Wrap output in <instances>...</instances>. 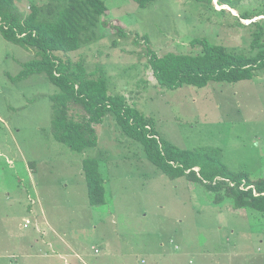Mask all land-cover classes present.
<instances>
[{"label": "rangeland", "instance_id": "rangeland-1", "mask_svg": "<svg viewBox=\"0 0 264 264\" xmlns=\"http://www.w3.org/2000/svg\"><path fill=\"white\" fill-rule=\"evenodd\" d=\"M103 1L108 10L81 47L58 56L105 75L109 93L153 118L161 138L191 150L220 149L231 170L264 177V69L250 80L168 88L149 65L150 52L199 53L194 39L255 53L254 23L264 27V15L243 13L263 10L264 0H235L236 7L218 0H154L146 7ZM31 4L53 18L64 1L13 0L22 17ZM35 57V49L0 30V264H64L60 239L74 250L66 256L72 264H140L143 257L145 264H264V213L234 208L228 196L218 203L204 186L169 178L112 112L95 126L98 146L78 152L58 141L51 99L58 88L45 73L14 78ZM82 113L71 110L77 118ZM88 157L98 160L105 181L103 205L89 203ZM43 229L44 239L62 248L32 247Z\"/></svg>", "mask_w": 264, "mask_h": 264}, {"label": "trees", "instance_id": "trees-1", "mask_svg": "<svg viewBox=\"0 0 264 264\" xmlns=\"http://www.w3.org/2000/svg\"><path fill=\"white\" fill-rule=\"evenodd\" d=\"M53 18L42 17L44 6L31 4L26 17L17 13L13 0H0V30L9 41L36 50V57L26 61L14 77L24 79L35 73H45L58 91L53 101L55 138L72 150L82 152L98 146L95 126L103 123L109 112L129 138L141 144L147 158L169 178L185 177L215 194V201L226 196L234 208L250 207L264 213V177L254 179L247 171L231 170L222 160L220 149H186L159 136L154 120L127 103L123 94H110L105 75L89 73L82 61L63 60L58 52H73L84 42L91 26L108 10L103 0H63ZM146 7L154 0H134ZM212 3L213 0H199ZM236 7L235 0H218ZM264 15V9L255 14L243 13L244 18ZM239 23V22H237ZM244 25L243 23H239ZM253 33L252 49L247 54L213 43L207 38L194 39L200 46L197 54L167 52L158 55L150 52L149 65L158 82L168 88L184 85L206 87L210 82H238L252 79L264 69V27ZM119 33L123 34L121 30ZM73 107L83 113L77 118ZM197 169V170H196ZM91 206L106 203L105 181L98 160H83ZM173 243V240L171 241ZM178 246V245H176ZM179 247H177L178 249Z\"/></svg>", "mask_w": 264, "mask_h": 264}, {"label": "crops", "instance_id": "crops-1", "mask_svg": "<svg viewBox=\"0 0 264 264\" xmlns=\"http://www.w3.org/2000/svg\"><path fill=\"white\" fill-rule=\"evenodd\" d=\"M40 227V229H41V226H39ZM47 232H46V230H44L43 229V235H42V237H41V239H36L35 240V245L34 244H32V242H30V244L32 245V247H35V246H37V245H41L42 243L43 244H46L47 246H49V248H51L52 250H55V252H56V247H59V248H62V245L61 246H56L55 245V242H54V240L53 239H44V235L46 234ZM57 236V235H56ZM58 237V236H57ZM59 238V237H58ZM60 243L61 244H64L65 246H66V251L64 252V253H59V256L60 257H62V258H64V260H65V262H64V264H72L71 262H69V261H67V258H66V256H71V254H74V250L69 246V244L68 243H66L64 240H62V239H60ZM175 248L177 249V246L175 245ZM40 249V248H39ZM97 249V248H96ZM95 249V250H96ZM40 251H42V249H40ZM96 252H98V251H96ZM75 256H78V254L77 253H75ZM66 258V259H65ZM143 259H144V257H143ZM143 259H141V262H140V264H145V263H142L143 262ZM145 260V259H144ZM51 262H52V264H54L55 262L53 261V260H51ZM84 263V262H83Z\"/></svg>", "mask_w": 264, "mask_h": 264}, {"label": "built area", "instance_id": "built-area-1", "mask_svg": "<svg viewBox=\"0 0 264 264\" xmlns=\"http://www.w3.org/2000/svg\"><path fill=\"white\" fill-rule=\"evenodd\" d=\"M29 221V220H28ZM178 247V246H177ZM96 251H98V249H96ZM142 263H145V260L143 259V262Z\"/></svg>", "mask_w": 264, "mask_h": 264}, {"label": "bare ground", "instance_id": "bare-ground-1", "mask_svg": "<svg viewBox=\"0 0 264 264\" xmlns=\"http://www.w3.org/2000/svg\"><path fill=\"white\" fill-rule=\"evenodd\" d=\"M244 21H246V20H244Z\"/></svg>", "mask_w": 264, "mask_h": 264}, {"label": "water", "instance_id": "water-1", "mask_svg": "<svg viewBox=\"0 0 264 264\" xmlns=\"http://www.w3.org/2000/svg\"><path fill=\"white\" fill-rule=\"evenodd\" d=\"M197 170V169H196Z\"/></svg>", "mask_w": 264, "mask_h": 264}]
</instances>
